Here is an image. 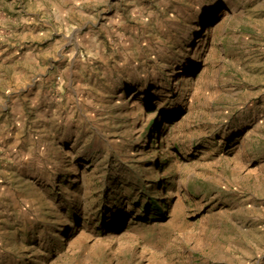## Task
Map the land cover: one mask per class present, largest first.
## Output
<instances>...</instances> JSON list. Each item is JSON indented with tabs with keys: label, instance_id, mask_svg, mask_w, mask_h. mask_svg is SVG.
<instances>
[{
	"label": "rangeland",
	"instance_id": "374dc122",
	"mask_svg": "<svg viewBox=\"0 0 264 264\" xmlns=\"http://www.w3.org/2000/svg\"><path fill=\"white\" fill-rule=\"evenodd\" d=\"M0 264H264V0H0Z\"/></svg>",
	"mask_w": 264,
	"mask_h": 264
}]
</instances>
